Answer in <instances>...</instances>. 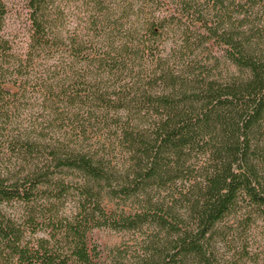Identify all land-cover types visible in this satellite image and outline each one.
Segmentation results:
<instances>
[{
    "label": "trees",
    "instance_id": "obj_1",
    "mask_svg": "<svg viewBox=\"0 0 264 264\" xmlns=\"http://www.w3.org/2000/svg\"><path fill=\"white\" fill-rule=\"evenodd\" d=\"M94 1L91 30L121 33ZM136 1L114 8L140 39L99 53L63 35L59 0H29L20 53L0 0V264H100L98 228L141 235L113 264H264V0ZM32 98L46 114L29 124Z\"/></svg>",
    "mask_w": 264,
    "mask_h": 264
},
{
    "label": "rangeland",
    "instance_id": "obj_2",
    "mask_svg": "<svg viewBox=\"0 0 264 264\" xmlns=\"http://www.w3.org/2000/svg\"><path fill=\"white\" fill-rule=\"evenodd\" d=\"M28 1L29 0H5L8 14L6 16L5 21V30L4 34L10 41L14 49L20 53H24L27 49L30 33H31V21L29 16L28 9ZM61 8H62V24L60 27V31H62L63 35L67 37H71L75 33H78L81 37L86 36L89 40V47L93 46V50H97L99 53L106 51L110 42H115L116 45L120 43L121 37H125L129 35L127 32L131 29V24L138 23V17L133 13L131 16H124L122 12L114 5L117 0H105V6L107 9H110L111 14L117 19L121 25H123V30L117 33H113L109 40L106 39L107 36L102 33V31H92L90 25V16L93 13V7H95L94 0H59ZM133 5L135 13L138 12V1L136 0H128V6ZM167 7L165 5L160 6L158 9L146 8L147 13L152 11H156V16H160L161 13H165V9ZM60 23V24H61ZM137 25V24H136ZM136 27V26H135ZM135 29L133 28L132 31ZM127 32V33H126ZM143 35V32L140 34ZM105 36V37H104ZM133 37L135 40L140 39L138 35H129ZM108 38V37H107ZM166 41L165 49L168 51L171 49L173 45V41L175 39L174 34H170L164 37ZM208 49L206 50L205 55L210 54L215 55L218 58H222L223 55V47L218 45L214 40L211 43L207 44ZM91 49V51H92ZM162 50V48H160ZM55 55L47 56L43 55L39 60V64L36 65L34 73L41 74L44 70H53L54 66H57L59 60L65 58L66 55L62 52H53ZM204 54H201L200 57H203ZM53 57V58H51ZM48 75V74H47ZM31 84L35 83L33 80ZM31 97V96H29ZM28 97V98H29ZM33 97V95H32ZM46 111L42 110L41 102H36L34 98L29 99L24 102L22 108V119L26 123H31L35 121L37 118L44 119L43 116ZM107 201V200H106ZM74 207V204L68 202L64 208L67 212L71 211ZM109 214L114 212L117 209L116 204L107 201L104 204ZM124 209V207H122ZM121 208V209H122ZM141 240L140 233L127 232V231H117L111 228H98L94 229L89 233V242L91 248L98 247L100 251V264H113L115 257L120 255L119 250L121 252L129 251V255L134 254L137 250V241ZM125 256V254H123Z\"/></svg>",
    "mask_w": 264,
    "mask_h": 264
}]
</instances>
